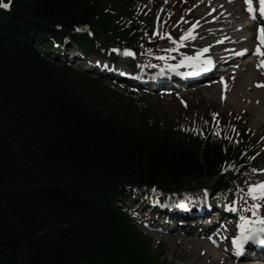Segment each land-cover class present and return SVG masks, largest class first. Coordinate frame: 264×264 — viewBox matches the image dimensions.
Wrapping results in <instances>:
<instances>
[{
  "label": "trees",
  "instance_id": "trees-1",
  "mask_svg": "<svg viewBox=\"0 0 264 264\" xmlns=\"http://www.w3.org/2000/svg\"><path fill=\"white\" fill-rule=\"evenodd\" d=\"M2 1L0 264H175L116 201L151 187L222 191L246 157L224 150L222 131L175 124L45 54L67 41L87 55L138 48L139 0Z\"/></svg>",
  "mask_w": 264,
  "mask_h": 264
},
{
  "label": "rangeland",
  "instance_id": "rangeland-1",
  "mask_svg": "<svg viewBox=\"0 0 264 264\" xmlns=\"http://www.w3.org/2000/svg\"><path fill=\"white\" fill-rule=\"evenodd\" d=\"M170 1V0H169ZM174 1V0H172ZM207 5V0H192L187 7L181 6L176 13V15H180L179 18L173 17L172 19V25L167 26L169 29V33L173 36L172 38L176 41H180L181 36H183L184 32L188 35V27L191 26V21L195 18L197 20H200L202 18L203 21H206V18L203 17V13L205 12V8ZM185 8L187 9L185 11ZM160 28L162 30V36H163V43L162 45L165 46V48L174 47L172 44L173 40L167 41L165 37V32L163 31L162 24H160ZM159 25L156 21H150V28L153 29L154 33H158L159 31ZM211 25L206 24L204 27V33L198 34L196 38L194 39V43L199 41H208V42H214L215 37H204L206 32L210 33ZM183 31V32H182ZM181 33V34H180ZM201 38V39H200ZM200 39V40H199ZM170 45V46H168ZM188 45V44H187ZM175 46H180V44H175ZM189 46V45H188ZM174 54L176 53L172 49ZM139 56V55H137ZM148 56L153 55H147L143 54L140 55V57L148 58ZM178 53H176L175 57H179ZM159 58V56H157ZM164 58H167L166 56H163ZM81 58V56L79 57ZM154 60L155 62L158 61L156 58H149ZM160 63V62H159ZM139 65V62L137 63ZM252 65V64H250ZM213 84V85H212ZM218 83L215 84V82H212L209 86H201L196 88H189L184 89L180 91L179 93H175L174 90L170 89L165 93H155V94H145L143 95L142 102L145 103V105L148 106L152 111L157 110L159 115H168L173 118L178 112V110L182 109L181 99L184 101H188L191 103L192 107H196L198 110H201L202 104H205V106H212V107H219L221 110V113L226 114L229 111H233L234 114H240L243 115L246 125L249 126L251 130V138L250 143H253V145H256L260 143L262 145V148H260L258 151H260L259 154L255 155L250 167L247 169L246 174L249 177V181L251 182V177L254 174L253 169L260 171L261 169H264V120L259 118L258 114L251 108L248 107L246 104V100H243L239 103V105H235L231 103L229 100H226L223 97V91L218 88ZM150 93V92H148ZM175 94H178L179 97H177ZM182 97V98H181ZM191 107V108H192ZM189 108V110L192 112V109ZM264 117V116H263ZM259 145V146H260ZM255 176H259V174H255ZM264 175H261V177ZM260 177V176H259ZM154 196H159L158 193L153 192ZM190 195H187L185 198H188ZM136 221L139 229H142L146 231V236L149 238L151 242L152 248H157L158 250H161L163 252L161 258L167 259L171 262H175L176 264H202L204 262L205 255L203 252L200 253L197 248H185L183 243H181L180 240H182L181 235H175V234H168V233H160L158 231L149 230L147 228H144L137 220ZM185 237V236H183ZM203 249V248H202ZM215 253V252H213ZM196 255V256H195ZM197 257V260L194 261V258ZM208 261V260H207ZM222 264H225L223 261ZM209 264H216V262H210ZM231 264H244L243 262H232ZM253 264H259L258 261Z\"/></svg>",
  "mask_w": 264,
  "mask_h": 264
},
{
  "label": "bare ground",
  "instance_id": "bare-ground-1",
  "mask_svg": "<svg viewBox=\"0 0 264 264\" xmlns=\"http://www.w3.org/2000/svg\"><path fill=\"white\" fill-rule=\"evenodd\" d=\"M242 15V5L239 0H207L205 12L202 15L206 18V21L200 19V27H198V31L202 32L201 29L203 28V26H205L206 23H209L211 25H215V27L214 30L210 31V35H207V37H217L221 35V33L224 35H233L237 31L234 29H229L227 26H225V24L229 20L233 22V25L235 24V22L242 21ZM245 33L247 34V36L245 37V42L247 44L253 43V40H255V35L257 34L255 33L254 28L251 29V27L247 26L245 28ZM229 44H233L231 40H228L226 42H224V40H221L220 42H214L210 46L209 50L211 51V49H217ZM227 51H230V49H228ZM222 52H225V50ZM250 64L251 61L244 60V62L240 63L239 65H235L234 68L229 71V73L221 75L223 79L219 81L220 83H222L224 79H228V77L229 79L226 80V82H224L222 85H219L218 88L224 89L226 100H229L235 105H239L241 101L246 100V104L248 105V107L253 109L258 114L259 118L264 120V81L259 76L257 70L254 69V63H252V65ZM143 69H145L143 73L146 76H151V73H154L156 71V66L147 64V66L143 67ZM149 69H151V71H149ZM192 73L193 70H190L189 74ZM248 153L249 152H247V154ZM259 181L260 179L257 180V177H255L251 184L259 183ZM225 231L226 230L222 228V232L224 233ZM180 241L181 243H183L186 249L197 248L200 253L205 250L206 244L203 240L186 236L183 237V239ZM209 254L208 250L204 251L205 258L202 264H209L210 262L222 264V261L225 264L232 263L231 260H229L227 257H224L220 253L218 254V256H210ZM195 260H197V257L194 258V261ZM259 264L262 263L259 262Z\"/></svg>",
  "mask_w": 264,
  "mask_h": 264
},
{
  "label": "snow or ice",
  "instance_id": "snow-or-ice-1",
  "mask_svg": "<svg viewBox=\"0 0 264 264\" xmlns=\"http://www.w3.org/2000/svg\"><path fill=\"white\" fill-rule=\"evenodd\" d=\"M245 4L247 5V11L251 13L253 11L252 0H245ZM8 6L9 5L7 3H3L2 0H0V7L7 8ZM259 11L261 15H264V0H260ZM258 33L259 35L257 36V39L261 41V44H264V25L259 27ZM204 51H207V49H204ZM256 54L264 56V52L260 51V45H257ZM207 63H211V61L208 60ZM258 66H264V60H261L260 65ZM253 171L256 170L253 169ZM247 195L254 202L264 200V181L248 185ZM260 207V203H253L250 208L246 209L252 212L255 219L245 217L243 215L240 216V223L237 225L239 234L232 239V245L237 249V255L240 254L243 245L248 241H251L252 243L264 244V239L260 238V234L264 233V216L257 215V209ZM235 210V208L232 209V211Z\"/></svg>",
  "mask_w": 264,
  "mask_h": 264
}]
</instances>
